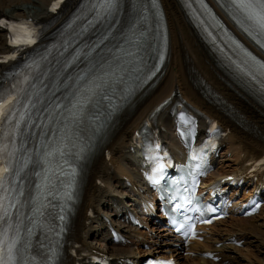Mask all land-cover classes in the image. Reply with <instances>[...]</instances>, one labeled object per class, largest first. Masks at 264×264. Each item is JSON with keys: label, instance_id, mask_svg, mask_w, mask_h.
Instances as JSON below:
<instances>
[{"label": "bare ground", "instance_id": "bare-ground-1", "mask_svg": "<svg viewBox=\"0 0 264 264\" xmlns=\"http://www.w3.org/2000/svg\"><path fill=\"white\" fill-rule=\"evenodd\" d=\"M97 1L90 0L88 4L78 5L79 0H69L63 13L54 14L50 7L52 0H0V17H30L45 22L44 25L49 27L45 33L49 40L40 47L29 49L20 66V75L30 69L28 73L32 74L33 79L30 83L35 89H39L44 77L47 79L41 87L58 88L67 77L75 79L77 73L95 59L104 58L103 53L115 42V38L126 33L122 37L125 39L130 32L132 19L134 25H143L149 8L150 27L153 34H157L152 54L154 60L160 57L164 59L151 80H148L151 66H147L146 73L141 76L130 96L124 98L120 94L119 97L118 90L115 105L103 106L96 120L84 122L80 129L83 166L89 163L81 188L77 193L72 190L76 209L73 210L75 214L67 236L68 246L63 254V264H96L92 256L107 258L112 264H121L126 259L137 262L141 256L151 252L138 247V244L144 243L147 233L136 225H123L122 222L129 214L127 206L131 205L133 196L140 195L142 185L139 172L142 158L132 143V136L167 97L171 102L177 99L186 101L197 113L217 120L226 132L221 140L226 152L220 158L214 157V163L218 162L223 167L221 158L230 156L231 164L210 172L209 178L218 175L222 179L232 176L241 180L250 166L248 163L264 155V106L236 85L225 70L239 66L242 77L258 84L259 89H264V73L227 51L231 46L228 38H225L226 47L219 48V55L211 50L212 40L216 39L212 30L213 21L206 20L205 11L197 2L193 1L191 8L190 0H116L120 7L99 26H95L93 14L99 13L95 5ZM207 2L226 27L264 62V53L252 44L216 2ZM136 4L138 6L134 7ZM233 16L239 21L245 22L247 19L238 12H233ZM106 27H113L109 38L100 48L92 51L93 38ZM80 29H87L88 33L82 45L91 44L86 47L81 59L66 69L59 56L66 50L65 43L69 37ZM143 31L148 36L147 27ZM8 43V32L0 25V73L9 65L2 61L9 49ZM148 44L147 40L143 44V51L147 55ZM75 50V47L71 48V52ZM53 61L60 67L59 75L54 71ZM85 85L88 87V83ZM84 91L89 92V88L72 91L73 101L80 95H86ZM95 94V99L101 101L100 92L96 91ZM88 100L89 95H86L85 107L91 111ZM78 111L71 101L64 112L63 129L68 119L76 118ZM165 114L162 112L158 118L161 135L170 144L174 155L181 156L184 151L174 137V122ZM200 119L205 121L204 117ZM209 178L204 180L205 184L210 182ZM245 184H250L251 189L244 191L237 201H247L257 187L261 189L264 186V171L248 178ZM4 189L0 188L2 207L12 201L7 200ZM23 190L11 188L10 195L21 196ZM144 201L141 209L149 212ZM4 214L5 220H9L11 214L8 211ZM139 218L144 225L155 220L151 215L145 220ZM113 229L121 233L122 242L113 241ZM206 231L202 241L191 245L190 251L194 256L176 254L181 264H264V206L259 208L257 214L248 217L237 216L234 212L228 219L217 221ZM1 235L3 238L4 234ZM231 242L242 247L229 245ZM74 244H79V251H86L87 255L76 251L70 254ZM172 252L171 246L160 250L167 256ZM205 252L211 256H203Z\"/></svg>", "mask_w": 264, "mask_h": 264}, {"label": "snow or ice", "instance_id": "snow-or-ice-1", "mask_svg": "<svg viewBox=\"0 0 264 264\" xmlns=\"http://www.w3.org/2000/svg\"><path fill=\"white\" fill-rule=\"evenodd\" d=\"M109 3L112 2V0H108ZM231 2L235 5H237L239 8H241L246 14H247V18L249 20H252L255 25L257 26L259 32L261 35H264V0H231ZM257 4H259V7H257ZM53 10H55L53 8ZM30 35V34H29ZM13 43H20V42H24V43H34V41L32 39H27L24 41H20L17 39H13L12 41ZM261 67H264V65H261ZM4 105L0 104V109H3ZM0 114H2V112H0ZM194 159L196 157H193ZM164 165H159L158 168L156 169L157 172L162 171ZM0 171H7V169H2ZM72 175L75 174V170L73 169ZM150 179H152L153 183H159V180L156 179L155 176L150 177ZM0 207H2V204H0ZM210 211H215V209H210ZM15 241L12 242V244L9 245L8 247V253H9V261L12 260V248L15 246ZM3 244V241L0 240V245ZM0 250H2V248H0ZM0 264H8V262L4 261L3 259H0Z\"/></svg>", "mask_w": 264, "mask_h": 264}, {"label": "rangeland", "instance_id": "rangeland-1", "mask_svg": "<svg viewBox=\"0 0 264 264\" xmlns=\"http://www.w3.org/2000/svg\"><path fill=\"white\" fill-rule=\"evenodd\" d=\"M225 152H226V147L223 146V147L221 148L220 152H219V153H220L219 158L221 157V155L225 154ZM221 159H222L221 162H222V164H224V166L222 167L221 164H220V165H219V164H215L214 169H222V168L225 167L226 164H231L230 161H229V160L231 159L230 156L222 157ZM244 189H246V190H244ZM248 189H251V185H250V184L246 185L245 188L243 187L242 190H244V191H249ZM244 191H243V194L245 193ZM243 194H242V195H243ZM240 197H241V196H240ZM240 197L237 196L238 199H239ZM263 206H264V204H263ZM141 229H142L144 232L147 233V234H145L144 243L147 244L148 247L143 246L144 243H143L142 245L138 244L139 249H142V250H143V248H144L145 250H150V251L153 250V248H158V249H160V248H161L160 245H161V243L164 241V240H162V237L164 238V236L167 235V233L164 231V229L158 227L156 221H149L148 226L146 225V226H144V227H141ZM165 238H166V237H165ZM154 240H155V241H154ZM234 240L240 242V240H238V239H236V238H235ZM164 243H166V241L163 242V244H164ZM241 244H242V241H241ZM241 244H240V245H237V244L231 242V244H229V245H236L237 247H242ZM167 246H170V245H167ZM167 246H165L164 248H166ZM158 249H157V250H158ZM161 249H162V248H161ZM161 249H160V250H161ZM160 250H159V251H160ZM136 256H137V254H136ZM234 263H236V262H234Z\"/></svg>", "mask_w": 264, "mask_h": 264}]
</instances>
